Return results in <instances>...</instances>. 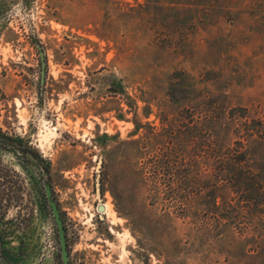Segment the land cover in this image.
I'll use <instances>...</instances> for the list:
<instances>
[{
    "label": "rangeland",
    "instance_id": "rangeland-1",
    "mask_svg": "<svg viewBox=\"0 0 264 264\" xmlns=\"http://www.w3.org/2000/svg\"><path fill=\"white\" fill-rule=\"evenodd\" d=\"M0 109L50 155L69 264H264V0H2ZM238 147L256 195L218 169ZM22 227L0 264H62L48 210Z\"/></svg>",
    "mask_w": 264,
    "mask_h": 264
},
{
    "label": "flooded vegetation",
    "instance_id": "flooded-vegetation-1",
    "mask_svg": "<svg viewBox=\"0 0 264 264\" xmlns=\"http://www.w3.org/2000/svg\"><path fill=\"white\" fill-rule=\"evenodd\" d=\"M37 3V0H31L33 4ZM31 22L34 23V27L31 26V36L30 40L32 44L34 43L38 47V37H37V20ZM10 24V21H8ZM19 29L11 25L9 28L16 35V33H21V29L27 33V26L24 21L20 22ZM31 25H33L31 23ZM8 27V26H6ZM2 37V0H0V39ZM20 36L16 39L19 40ZM1 110V109H0ZM26 132V131H24ZM33 134L23 133L17 135V133H12L11 130H5L2 128L0 123V153H13L15 155L16 161L20 167H23V159L35 163L37 168L32 175L31 182L32 186L30 188L31 199L28 200L27 196L23 198V184L21 180L20 171L16 167L14 169L10 168L9 165H0V216L2 215V256H9L12 254L13 246H10L14 240L22 239V230L24 229L23 224L25 222L31 221L34 215L44 216L48 210L52 216L53 221L56 225L55 215L53 212V204L56 205L59 215L62 219L64 231L65 224L62 217L61 205L59 203V196L55 193V186L53 182V176L51 172V163L49 161L50 155H47L43 149L37 150L33 148L38 146L37 137L33 140ZM31 137V138H30ZM28 163V162H27ZM1 164V163H0ZM28 164H25L27 166ZM19 172V173H18ZM28 200L32 205L31 211L24 213V208L22 202ZM14 206L15 211L13 214H9L10 207ZM62 208H64L62 206ZM25 214V217L23 215ZM23 218V220H22ZM27 231V229H24ZM57 231V225H56ZM20 234V235H18ZM66 235V233H65ZM58 236V231H57ZM67 239V238H66ZM8 242V243H7Z\"/></svg>",
    "mask_w": 264,
    "mask_h": 264
},
{
    "label": "trees",
    "instance_id": "trees-1",
    "mask_svg": "<svg viewBox=\"0 0 264 264\" xmlns=\"http://www.w3.org/2000/svg\"><path fill=\"white\" fill-rule=\"evenodd\" d=\"M241 148H234L233 153L226 154V157L222 160V165L218 169L224 176V183L233 191L256 195L260 192V181L255 178L256 174L254 169L250 165H244L245 151ZM166 165L168 166L169 162H166Z\"/></svg>",
    "mask_w": 264,
    "mask_h": 264
},
{
    "label": "water",
    "instance_id": "water-1",
    "mask_svg": "<svg viewBox=\"0 0 264 264\" xmlns=\"http://www.w3.org/2000/svg\"><path fill=\"white\" fill-rule=\"evenodd\" d=\"M42 59V69H41V82H43V74H44V70H43V66H44V60H43V56H41ZM99 210L103 209V205L102 203H100L98 206ZM53 212L55 215V220H56V225H57V231H58V238H59V244H60V254H61V258H62V264H69V252H68V247H67V240H66V235H65V231H64V226H63V222L62 219L59 215V211L56 207L55 204H53Z\"/></svg>",
    "mask_w": 264,
    "mask_h": 264
},
{
    "label": "bare ground",
    "instance_id": "bare-ground-1",
    "mask_svg": "<svg viewBox=\"0 0 264 264\" xmlns=\"http://www.w3.org/2000/svg\"><path fill=\"white\" fill-rule=\"evenodd\" d=\"M24 111V110H23ZM23 115V114H22ZM24 116V115H23ZM50 135H54V131L52 130V129H50L49 127H47V130L45 131V132H43V133H41L39 136H40V138H39V141H40V145L41 146H43L44 145V141H49L50 139H49V137H50ZM107 202H105V204H106ZM103 206H105L106 208H104V210H106L107 212H108V214H110L111 216H112V214L114 213L113 211H112V207L109 205V204H107V205H103ZM103 210V211H104ZM113 212V213H112ZM104 213H106V212H104ZM115 215V214H114ZM112 218V217H111Z\"/></svg>",
    "mask_w": 264,
    "mask_h": 264
}]
</instances>
